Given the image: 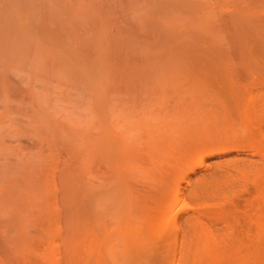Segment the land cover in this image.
Instances as JSON below:
<instances>
[{"label":"bare ground","instance_id":"bare-ground-1","mask_svg":"<svg viewBox=\"0 0 264 264\" xmlns=\"http://www.w3.org/2000/svg\"><path fill=\"white\" fill-rule=\"evenodd\" d=\"M29 1L30 4L37 6L35 0ZM32 1L35 3H31ZM45 1L47 2V0ZM13 2L12 0L11 3L14 4ZM46 2L41 0L39 4L37 3L39 7H37L38 10L36 9L37 12L30 11L34 7L33 5L31 8L30 5L25 4L28 6L25 9V2L20 3L18 7H23L22 12L24 14L21 13L16 17L14 15L13 18L23 21L24 29L20 33H18L19 30L17 31V20L15 21L16 28L14 20L11 19V11L14 10L12 8H17L10 7L8 10L11 16H0V38L5 41V45L3 41L0 43L5 46L3 49L18 50L23 54L26 53L27 57L33 55V57L29 56L32 59L28 58L29 61L34 60L36 62L35 59L40 58L37 61H43V66L45 64V67L42 66L43 70L40 69L41 73L47 66L51 65L48 58L53 59L62 67L61 71L64 74L61 75L59 72L60 74L55 76L56 83L59 81V75L65 76L64 80L68 79L70 83L68 85H71L72 90L70 91L77 92V96L79 94L84 96L82 97L83 101H79V106L83 104L81 112L76 109L79 112V117L82 114L80 119L77 117L78 115H72L76 113L74 108H68L71 109L70 111L65 110V112L71 113L70 116L67 115L69 119L78 120L75 122H78L80 127L85 123L81 129L76 123L75 126L79 131L71 130V132H76L75 135L73 132L70 134V129H68V133V130L65 131L56 126V122L60 120L55 121L50 117V115H54L56 118L58 116L53 113L49 115V111H51L49 108L52 106L47 108L46 100H44L47 98V96L44 97L45 94H43L44 99H42L37 91L39 97L37 100L33 99L35 103L39 100L38 105L34 103L37 106L36 115L39 116L35 115L36 118L41 117L42 123L46 125L52 121L53 124H56L48 125L49 134L47 137L50 135V140L53 141H49L50 146L51 142L54 145V147H47L48 153L54 155L57 152L58 156H62L59 154L62 153L59 150L63 148L66 155L73 156L72 159L70 158L71 161L76 159L80 165L76 163L77 168H71L68 166L67 156H65L63 159L60 157L62 160L59 158L52 162L53 165H49V167L52 166L50 167L52 169L45 172L43 166L47 162L43 163L44 157L37 153L39 149L35 144L37 141H35L34 145L37 148L33 145L35 148H33V152L39 154V156L36 154L38 159L34 164H30L29 170H24L25 173L21 171L22 175L17 174L26 175L24 176L26 178H24V186L21 189L9 188L4 199H0V264H139L137 257H144L145 254L151 256V253L153 255L154 252L158 251L159 246L162 264H264V163H262L264 162V158H262L264 149H261L264 148L262 147L264 144L260 141L264 138L260 139L259 137L260 140H257L258 136H250L254 140L251 142L252 145L257 142L255 148L259 145L258 143L262 145H259L261 148H258L261 149L260 158L262 159L260 161L252 159L253 163L252 161L249 162L251 159L244 161V163L246 162L244 165L246 169L242 170H245L246 175L240 170L243 162L239 168L247 180L249 177L251 178L254 187L251 197L253 198L251 199L252 205H249V207L253 206V210L251 209L249 213L245 214L246 219H244L247 225L245 222L243 228L240 226L239 229L238 223L236 226L232 225L233 221L237 222L235 221L237 219L234 218H230V223L225 224L226 218L229 219L233 212L230 211L232 214L229 216L228 210L225 211L224 208L219 207L224 211L218 209L215 210L216 212L210 213L208 210L209 213H207L212 216L216 213L222 216L223 222L226 220L223 225L227 228L222 227L224 230L220 228V231L218 229L214 231L203 221L204 219L202 220L203 214L199 210L201 208H196L193 210L198 213H191V215H187L186 220L184 219L189 228L184 237L185 228H182L179 222H177L178 224L175 222V218L178 216L175 212L176 206L181 207L185 204L184 194L182 195V191L179 189V181L172 183L171 178H169L170 180L167 179V182L168 180L171 181V185L169 182V184L163 183L166 189L161 182L158 183V185L163 186L159 185L158 188H161L159 190L163 192V188L164 191L166 190V195L168 194L165 208L157 205V211L155 207L153 208L155 212L146 211L144 215L140 216V223L134 225L128 219L130 211L124 205L125 199L121 187L123 183V169L121 168L125 163L121 161L130 158L131 160L129 159L127 162L131 164L132 161L136 166L135 161H139V156L138 153H134L141 143L147 148L178 144V147L187 151L186 147H189L190 150H188L187 155L186 153L183 155V159L186 156H188L186 159H189V163L185 159L187 169L184 165L176 164L179 167L182 166L183 169L178 168V170L182 169L183 173L186 174L187 171L185 172V170L189 168V170H193L191 169L193 166L202 164L204 157L208 154L233 148V146L236 147L238 142L240 144L241 141L246 140L243 137L242 140L241 136H245V131L248 133L258 116V111H255L256 114L253 111L254 116H247L252 113L250 109V113H248L247 108L252 106L254 110L255 107L257 108V105L254 106V104L259 100L252 103V100L258 99L257 97L252 99L249 94L248 97L252 100H247L252 101L253 105L248 102L252 106L249 107L248 104H245L247 108L245 106L243 109V115H246L244 118L245 129L248 128L245 131L240 127L241 123L233 130L235 122L227 113V109L224 108L217 115L211 110L207 112V107L213 99L219 103L222 102L223 96L224 100L235 107L240 101L235 90L237 83L247 80L253 82L256 81L255 76H261V78L264 76V0H72L69 5H66L65 0H54L56 4L49 0L54 5L53 8H49L50 6L46 5L48 4ZM11 3L7 7L11 6ZM8 10L4 8V12ZM1 51L3 50L0 49ZM15 51L12 52L15 53ZM12 52L9 55L13 54L11 57L14 59L23 55L21 53L18 56V53L15 58V54ZM34 56L35 59H33ZM37 56L39 58H36ZM41 56H44V59H41ZM46 58L49 60L48 64L44 63ZM17 61L11 62L20 63ZM35 62L34 65L37 63ZM27 63L32 65L31 62ZM38 65L40 64L37 63L36 70L41 67ZM50 69L52 72L53 68ZM69 69H71L70 72ZM56 70L55 72H57ZM25 72L27 73V70ZM51 72L46 73L52 76ZM21 78L23 77L21 76ZM38 79L40 80L39 77ZM36 80L34 82H38ZM45 81L47 82V80ZM64 83L62 86L65 85ZM50 86L48 85V88ZM56 86L58 87V85ZM62 86L60 85V89L58 88L60 91L64 87ZM11 87L9 89L12 92ZM18 89L14 91L18 92L20 90ZM218 90L220 97L216 95L219 94ZM44 92L46 93L45 90ZM48 94L50 95L49 92ZM61 94L58 93L56 96L62 97L64 95V93ZM17 96L15 98L19 100L21 95ZM27 96L25 95V97ZM257 96H260L259 102L261 104L256 103L259 106H264V94ZM26 99L27 102L31 101V97ZM26 99L23 97L22 101L25 100V103ZM77 99L74 100L75 104ZM70 101L72 102V100ZM59 102L61 100L57 97L54 102L52 101V105L60 112L61 109L64 110L65 108ZM64 102L66 105H70L66 101ZM30 106L31 104L28 110L31 111ZM258 108L256 110H264V108ZM83 109H85V113H82ZM52 110L54 109L52 108ZM27 112L25 111V114ZM61 112L63 113V111ZM30 116L29 118H32ZM250 116L254 117V119L253 117L250 118V121H253L252 123L249 122L251 125L247 122ZM247 117L248 119H246ZM12 118L11 120L15 123L16 121L14 122ZM37 119L36 122H39L40 119H38L39 121ZM65 122L64 124H68ZM74 123L68 125L72 126ZM246 124L250 127L247 126L246 128ZM43 128L45 130L47 127L44 125ZM251 128L249 133L252 132ZM29 129L31 130V128ZM241 132L242 135H240ZM33 133L36 134L35 131ZM257 133L260 134L261 131ZM43 134L44 132L42 136ZM143 134L144 137L141 139L140 136ZM193 136L194 139L196 137L197 142L192 138ZM185 138H192L194 142L188 140L187 146ZM25 140L28 143V145L25 144L27 147L31 142L28 137L24 139V142ZM248 140H246L247 143L252 141L250 138ZM45 141L42 140L43 146L46 145ZM124 141H128V143L125 144ZM134 142H136V149ZM116 144H119V150H117ZM124 144L128 145V147L125 146V149L134 144L132 146L135 149L134 155L129 157L130 153H128L127 159L120 156L121 152V154L117 152L121 150L120 146ZM66 146L70 151L66 150ZM254 147L251 148L254 149ZM29 148L27 147L28 151ZM36 149L38 150L35 151ZM43 149L41 148V150ZM66 151L72 153H66ZM126 151L123 152L125 155L129 150ZM93 153L100 154L101 158L103 156L101 160L107 161L106 166L99 160V156L98 159L96 157L94 160L101 161L105 167L108 166L109 172L107 168L105 171L111 173L106 178L104 176L103 181L100 180L102 176L99 175V179L96 180L97 184L93 180V183L87 179L88 182H86L84 177L87 173L82 174L84 179L80 173L82 172L81 166L87 167L92 162ZM46 154L45 156L48 158L50 155L48 154L47 157ZM31 156H33L32 152ZM35 158L36 156L33 157V159ZM22 159L24 160V158ZM74 161L71 163L75 164ZM14 162L16 163L15 159ZM59 163L62 164L61 168L58 167ZM16 164L14 165L12 162V165L22 167L21 163ZM131 165L133 166V163ZM23 166L26 165L23 164ZM78 166L81 168L80 172L77 170ZM177 166L175 168L169 167L171 169H167L168 172L177 170ZM126 167L130 171L133 169L128 163ZM36 168L39 173H43L36 174L34 172ZM57 168H60V171L63 170L59 177L60 183L57 182ZM7 170H1L0 173ZM124 170H126L125 176L128 175L129 170ZM136 170L135 172H138ZM75 171L80 173L79 177L85 180L84 183H79L77 179H74L78 176ZM11 172L8 170L7 176L13 175ZM106 172H104L105 175ZM93 174L98 177V173L93 172ZM210 175H208L209 177L203 176V174L199 175L191 187L192 196L202 202L208 197L211 191L210 187L212 189L214 187V191L215 188L222 190V187L219 186L223 185V181V183L227 181L225 178H220L223 180L220 182L219 177L215 176V179L213 174V176ZM169 176L171 177V175ZM18 179L17 185L22 182L21 179ZM211 180H217L221 184L219 185L216 181L218 185H215L217 183L214 182V185L211 186ZM57 183L61 185V195H59ZM160 191L157 193L161 196L162 192ZM213 202H215L214 199ZM206 217L212 218L211 216ZM242 220L239 219L238 221L242 222ZM179 224L181 230L184 231L183 233Z\"/></svg>","mask_w":264,"mask_h":264},{"label":"rangeland","instance_id":"rangeland-1","mask_svg":"<svg viewBox=\"0 0 264 264\" xmlns=\"http://www.w3.org/2000/svg\"><path fill=\"white\" fill-rule=\"evenodd\" d=\"M3 1H4V4H3ZM12 1V0H11ZM11 1L10 0H8V1H6V0H0V16H11V19L12 20H14V22L16 21V22H18V24H17V26H18V29H17V31L19 30V32L18 33H20L23 29H24V24H23V21H22V19H13L14 18V15H15V17L16 16H18L19 14H21V13H23L22 12V8H20V7H18V6H20V3H23V2H25L24 3V8L26 9V6L28 5H30L29 7H31L32 8V5L33 4H30V1L29 0H26V1H24V0H13L14 2V4H12L11 3ZM17 1V2H16ZM34 1V0H33ZM31 2V3H35V2ZM36 1V5L37 6H34L33 8H35V9H28V10H30L31 12H35L36 11V9L38 10V4L40 3V1L41 0H35ZM5 2H6V4H5ZM19 2V3H18ZM26 2H28V3H26ZM44 2H46L45 0H44ZM52 2H54V0H52ZM52 2L50 3L49 2V0H47V2L46 3H48V4H46V5H48V6H50L49 8H53L54 7V5L52 4ZM10 3H11V6H9V7H7V5H10ZM38 3V4H37ZM50 3V4H49ZM65 3H66V5H69V4H71L72 3V0H65ZM25 4H27V5H25ZM54 4H56V2H54ZM3 6V8L1 9V7ZM5 6V7H4ZM27 6V7H28ZM40 6V5H39ZM55 6H57V5H55ZM10 7L12 8V7H16L17 9H15V8H12V9H14V10H12L11 11V15L9 14L10 13V11L8 10V9H10ZM38 7V8H37ZM4 8H5V10H8V11H5L4 12ZM7 8V9H6ZM3 10V11H2ZM32 10H34V11H32ZM16 11V12H15ZM6 12H8V13H6ZM24 12H27L26 10H24ZM37 12V11H36ZM5 13V14H4ZM4 14V15H3ZM24 14V13H23ZM20 17V16H19ZM16 22L14 23L15 24V26H16ZM17 26H16V28H17ZM1 41H3V40H1V38H0V42ZM3 44L5 45V41H3ZM3 44H1L0 43V45H2V48H0L1 50H3V51H1L0 52V58H2V59H0V171L1 170H9V172H11V171H13V172H11V174H13V175H15L14 177H13V175H11V176H7V174H8V170L7 171H5V172H7V173H5L4 171V173H0V174H2V175H0V179H1V176H2V179L0 180V199H4V197L8 194V192H9V188H18V189H21L24 185H23V183L25 182V177L24 176H26V175H23V176H21L22 174H21V171H23V173H25L24 172V170H29L28 169V167H30V164H34L35 163V161L38 159L37 157L39 156V154H40V156H43L44 157V160L45 161H43V163H46V164H44V168H45V172H47L48 170H51L52 168H50V167H52V166H50L49 167V165H53V163L52 162H55V160L56 159H59L60 157L63 159L65 156H67L66 158H67V161H68V166H71V168L73 167L74 169H75V167L79 164V162L77 163V161H76V159H73V161H74V163L75 164H73V163H71V162H73V161H71V159L73 158V156L72 157H70L68 154L66 155L65 153H64V151H65V149H63V148H61L59 151L60 152H62V153H59L60 155H62V156H58V154H57V152L55 153V154H57V155H50L49 153H48V149H47V147L48 148H50V147H54V145L52 144V140H50V135H49V137H47V135L49 134L48 132H49V130H48V125H52L53 124V121H52V123H50V124H48V125H46V124H44V123H42V120L43 119H40V118H38V119H40V121L36 118V116H38V115H36V108H37V106L35 105V104H37V102H39V100L35 103V101L34 100H37V98L40 96V98H42V99H44L43 98V94H45L44 95V97H46L47 96V98H49V99H47V98H45L44 100H46V104H47V108H49V106L51 105L52 106V108L55 110H52V108H49V109H51V111H49V115L50 114H55V116H58L57 118L56 117H54V115H50V117H52V120L54 119L55 121L58 119V120H60L58 123L56 122V124L54 123L53 125H56V126H59V129L61 128V129H64L65 131H67L68 129H70V134L73 132V131H76L77 132V130L79 131V129H81V127H83V125L85 124V123H83V125L80 127V124L78 123V122H75V121H78V120H73L72 121V119H69V116H70V114L71 113H69L68 111H70L72 108H74V112H76V113H74V114H72V115H75L76 114V116L78 115V113L79 112H77V111H79L80 110V112H81V106L83 105H80L79 106V101L80 100H82V97H84V96H82V95H78L77 96V92L75 93V91H73V92H71L70 90H72L71 89V85H68V83H69V81H68V79H65L64 80V77L65 76H60L59 75V77H58V79H59V81L56 83V81H55V76L57 77V75L58 74H60L61 73V75H64V74H62L63 72L61 71L62 70V67H60L59 66V64L58 63H56L53 59L51 60L50 58H46L45 59V62L44 63H46V64H48V61H49V63L51 64H49L50 66H47V68L46 69H44V73L42 72L41 73V70L40 69H42L43 70V68H42V62L43 61H37V60H39L40 58L37 56L36 58H39V59H35V56H34V58L33 59H35L36 60V62L38 63V64H40L41 65V67L40 68H37V69H39L40 70V73H39V70H36V65H37V63L33 60V61H29L28 60V58H30L29 56H31V55H28V57H27V55H26V53H24L23 54V52H19L18 50H11V49H8V48H4L3 49V47H5ZM9 51H8V50ZM6 50V51H5ZM12 51H15V53L14 52H12ZM14 53L15 55H14V57L16 58V56H17V54H18V56H20L21 55V53L23 54V55H21L20 56V58L19 57H17L16 59H14V58H12L13 56V54H11V56L9 55L10 53ZM3 53V54H2ZM2 54V55H1ZM9 57H11L10 59H9ZM31 57H33V55L31 56ZM44 56H41V59L43 58ZM7 59V60H6ZM44 59V58H43ZM17 60H19V61H17ZM30 60H32L31 58H30ZM11 61H14V62H20V63H14V62H11ZM24 61V62H23ZM25 62H26V64H25ZM27 62H31L30 64H32V65H29V63H27ZM34 62L36 63L35 65H34ZM11 63V64H10ZM9 64H10V66H9ZM19 64V65H18ZM21 64V65H20ZM28 64V65H27ZM18 65V66H17ZM24 65H25V67H24ZM40 65H38V66H40ZM29 66V67H28ZM30 66H32V67H30ZM35 66V67H34ZM24 67V68H23ZM34 67V68H33ZM43 67H45V64H44V66ZM53 68L52 69V72H51V69L50 68ZM55 67H57L56 69H54ZM25 68H27L26 70H27V73L24 71V69ZM59 68V69H58ZM12 69V70H11ZM32 69V70H31ZM50 69V70H49ZM33 70H35V71H33ZM53 70H54V72H53ZM55 70L58 72H55ZM70 70L71 69H69V72H70ZM17 71V72H16ZM49 71L51 72V74H52V76L51 75H49L48 73H49ZM46 72H48V73H46ZM60 72V73H59ZM37 73H39V74H37ZM24 78H21V76ZM40 74H41V76H42V74H43V76L41 77L40 76ZM45 75V76H44ZM51 77H49V76ZM29 76V77H28ZM40 78V80H41V82H40V80L38 79V77ZM20 77V78H19ZM62 77V78H61ZM256 78V81H251V80H247V81H242V82H238L237 83V86H235V90L237 91V95L239 96V99H240V101H239V104H236L235 105V107H233V104H231L230 102H228V101H226V100H224V96H223V101L222 102H218V101H216V100H212V101H210L211 103L208 105V107H207V112L208 111H212L214 114H220V112H222L223 110H224V108L225 109H227L228 110V112L227 113H229L230 115H231V117L233 118V120H234V122H235V125H234V123H233V128L235 127H238V125H240L239 123H241V128L245 131V130H247L248 128H247V126H249V125H251V123L253 122V121H250V118L251 117H253L254 115H253V113L255 112V111H258L257 113V120H254V123H252V125H253V127L251 128L250 126V128L252 129V132H250L249 133V130H250V128H249V130H248V133L250 134H248L247 133V131H245L244 133H245V136H243L242 135V132H241V134L240 135H242L241 136V139H242V137H243V139H246L247 141H249L248 139L250 138L252 141H250V142H248L249 144H251L250 146H249V144L246 142V140H243V142L241 141L240 142V144H239V142H238V145L236 146V147H234L233 146V148L231 147V148H228V149H225V150H220V151H216V152H213V153H211V154H208L207 156H205L204 157V161H203V163L202 164H199L198 166L197 165H195V167L193 166V168H191V169H193V170H185V172H186V174L185 173H183V168H182V166L184 165V167H185V163L187 162L186 160H188V162L187 163H189V159H186L188 156H186V160L185 159H183L184 157H183V155L186 153V155H187V152H188V150H190L189 149V147H186V143H188V140L190 141L191 140V142H194L193 141V139H194V136L191 138V139H189V138H185V147L188 149L187 151H186V149H184V148H182V147H178V144H172V145H168V146H165L164 147V145L163 146H157V147H152V146H150V148H147V147H145L144 146V144H139V148L137 149V151L135 152L134 150L136 149V142H134L135 143V145H134V148L132 149L131 147L130 148H127L128 147V145H125L126 143H128V141L127 142H125L124 141V147L123 146H120L121 147V150L120 151H117L118 153H120L121 155L120 156H123V158H125V159H127L126 157H127V155H128V153H130L129 154V157L134 153V154H136V153H138V156H139V161H135V164H136V166L134 165V162H132L131 161V164L133 163V166L135 167H133L131 164H129V162H127V161H129V159H127L126 161L125 160H123V161H121L122 163H124V166L121 168L120 166V168L121 169H123L121 172H122V180H123V183H122V185H121V187H122V194L124 195V199H125V206H126V208H127V210L128 211H130L129 212V220L132 222V223H134V225H138L139 223H140V220H141V218H140V216L141 215H144V213L146 212V211H153V212H155L154 210H153V208L155 207V209H156V211L158 210V206L157 205H160V206H163L164 208H165V206H166V200L168 199L167 198V195H166V190L164 191V189H166V186L164 185V184H166V182H167V179H169V178H171L172 179V183L173 182H177V181H179V189H181V191H182V195L184 196L183 197V199H184V205L183 206H181V207H179L178 205L176 206L177 208H176V214L178 215V216H176V223L177 222H179L180 224H181V227L183 228H185L184 230H185V235H184V237L187 235V229H189L188 227H187V222L185 221L186 220V217H188L187 215H191V213L193 214V213H198V212H194L195 210H193V209H198V208H201V209H199L200 211H201V213L203 214V218H202V220L205 222V223H207V225H209V227H211V228H213L212 230H214L215 231V229H218V231H220V228L222 229V230H224L225 229V225H223L224 224V222H225V224H229L230 223V221H231V219L230 218H234V219H237V220H235V221H237V222H234L233 221V223H232V225L234 224L235 226L237 225L236 223H238L239 224V226H237V227H239V229H240V226H242L241 228H243V227H245V217H246V215L245 214H247V213H249L250 211H251V209L253 208V206H250L249 207V205H252V203H251V199H253V198H251L253 195V186H252V183H253V181L251 180V178L247 175V177H249L248 178V180H247V178H246V174L247 173H244V171L242 170V169H244L246 166H244L245 164H246V162L244 163V161H248V159H251L249 162H251L252 161V159H257L258 161H260V159H262V158H264V156H262V158H260V154H262V152L260 153V150L261 149H264V148H261V144L260 143H258L259 145H261V146H257L256 148L254 147L255 145H257L256 143L257 142H255V145H252V143L251 142H253L254 140L252 139L254 136L255 137H257L256 139L258 140L259 139V137H260V139L261 138H264V110H256L258 107H261V108H264V106H259V104H261V102H259L260 101V99H259V97L257 96V95H262V94H264V93H262V92H264V84H262V83H264V76H262V78H261V76H255ZM260 77V78H259ZM11 78V79H10ZM13 78V79H12ZM38 80V82H39V84H38V82H34V80H36V79ZM45 78H47V79H45ZM54 78V79H53ZM61 78V79H60ZM16 79V80H15ZM63 79V80H62ZM254 79V78H253ZM252 79V80H253ZM13 80V81H12ZM24 80V81H23ZM36 80V81H37ZM45 80H47V82L45 81ZM51 80H53V81H51ZM57 80V79H56ZM61 81H63V82H65L64 84L65 85H63L62 86V84H63V82H61ZM258 81V82H257ZM10 82V83H9ZM21 82V83H20ZM257 82V83H256ZM35 83H36V85H35ZM38 84V85H37ZM46 84V85H45ZM70 84V83H69ZM40 85V86H39ZM48 85L50 86V88H48ZM56 85H58V87L56 86ZM60 85L63 87L62 88V90L60 91L59 89H60ZM10 86H12L11 87V89L13 90L12 92L10 91V89H9V87ZM18 86H20V87H18ZM24 86H25V89H24ZM37 86V87H36ZM23 87V88H22ZM39 87V88H38ZM40 87H41V89H40ZM46 87V88H45ZM68 87H70L69 88V91H70V93H69V91H67L68 90ZM16 88V89H15ZM20 90H19V89ZM59 88V89H58ZM19 90L18 92H16V91H14V90ZM40 89V90H39ZM54 89H56L55 91H54ZM64 89V90H63ZM262 89V90H261ZM25 92H24V91ZM44 90L46 91V93L44 92ZM21 91V92H20ZM37 91H38V93H39V96H38V93H37ZM43 91V92H42ZM50 93V95L48 94V92ZM54 92H56V93H54V95H53V93ZM63 91V92H62ZM262 91V92H261ZM14 92V93H13ZM61 92H62V94L64 93V95H62L61 94ZM66 92V93H65ZM261 92V93H260ZM4 93V94H3ZM18 94L19 96L21 95V97H19V96H17L16 94ZM20 93V94H19ZM22 93V94H21ZM37 93V94H36ZM42 93V94H41ZM58 93H60L61 95H62V97H60V95L58 96H56V94H58ZM218 93L219 94H216L218 97H220V92H219V90H218ZM259 93V94H258ZM15 94V96H17V97H19V100L17 99V98H15V96H12V95H14ZM30 94H32V96H29ZM67 94V95H66ZM72 94V95H71ZM74 94H76V95H74ZM249 94H250V97L253 99V97L254 98H258V99H254V100H252V99H250L248 96H249ZM25 95H28L27 97H31V101L29 100V102H27L28 100L26 99L27 97H25ZM42 95V96H41ZM49 95V96H48ZM73 96V97H71L70 98V96ZM34 96V97H33ZM51 96V97H50ZM23 97H24V99H26V102L24 103V101H22V99H23ZM57 97H59L60 98V100H61V102H59V104H62L63 106H64V110H60V112H59V109L57 110V108L54 106L53 107V105H52V101L54 102V100H56L57 99ZM67 97H69V98H67ZM74 97H76V98H74ZM52 98V99H51ZM74 98V99H73ZM77 98H80V99H77ZM18 101H17V100ZM34 99V100H33ZM63 99V100H62ZM68 99H69V101L70 100H72V102L70 101H68ZM75 99H77L76 100V104H77V101H78V104H77V106H79L78 108H77V106H76V104L74 103V100ZM83 99H85V98H83ZM247 99H250V100H252L251 102L252 103H254V101L255 100H259V101H256L257 103H259V104H257L256 102H255V104H254V106H256L257 105V108L255 107V110L254 109H252V103L250 102V100H247ZM52 100V101H51ZM247 100V101H246ZM64 101H66L67 103H69L70 105H66L65 104V102ZM83 101V100H82ZM47 102H49V103H47ZM248 102H250L251 104L249 105V103ZM26 103H27V106H26ZM31 104V108H32V112L30 111V110H28V107H29V105ZM35 103V104H34ZM72 103V104H71ZM25 104V105H24ZM29 104V105H28ZM65 104V105H64ZM252 106V107H250V108H247V106ZM24 105V106H23ZM38 105V104H37ZM36 106V107H35ZM50 106V107H51ZM68 106V107H67ZM73 106V107H72ZM75 106V107H74ZM246 106V108L248 109V111H249V109L250 110H252L251 112L252 113H250V111L248 112V113H250V114H248L247 116H249V115H253V116H250L249 117V120H247V122H248V124L249 125H247L246 124V128L247 129H245V121H244V118H245V116L246 115H243V112H244V107ZM18 107H20V108H18ZM71 107V109H68V108H70ZM30 108V109H31ZM245 108V110L247 111V109ZM254 108V107H253ZM17 109V110H16ZM48 109V110H49ZM68 109V111H66V112H68V113H66L65 112V110H67ZM76 109H77V111H76ZM259 109V108H258ZM243 110V111H242ZM23 111V112H22ZM25 111H28L26 114H25ZM61 111H63V113H64V115H63V113L61 112ZM254 111V112H253ZM30 112V113H29ZM56 112V113H55ZM261 112V113H260ZM82 113H85V109H83L82 110ZM32 114V116H30ZM246 114V113H245ZM254 114H256V112L254 113ZM24 115V116H23ZM28 115V116H27ZM36 115V116H35ZM67 115H69V116H67ZM29 116L30 117H32V118H29ZM244 116V117H243ZM13 117V118H12ZM29 119H28V118ZM39 117V116H38ZM49 116H48V118H50ZM60 117V118H59ZM73 117V116H72ZM75 117V116H74ZM79 119H80V117H82V114H81V116L79 117V115L77 116ZM11 118L14 120V122L15 123H13V121L11 120ZM24 118V119H23ZM27 120H26V119ZM34 118H36L37 119V121H39V122H36V119H34ZM56 118V119H55ZM246 119H248V117L246 118ZM252 119V118H251ZM253 119H254V117H253ZM10 120V125H9V123H8V121ZM33 120H35V121H33ZM66 122H65V121ZM70 120H71V122H70ZM22 121V122H21ZM29 121V122H28ZM242 121H244L243 123H242ZM256 121V122H255ZM31 122V123H30ZM36 123V124H34V123ZM64 122L65 123H67L68 122V124H71V123H74V124H72V126L71 125H68V124H64ZM249 122H251V123H249ZM20 124V125H17V124ZM46 123V122H45ZM61 123V124H60ZM76 123L78 124V128L79 129H77V127L75 126L76 125ZM30 124V125H29ZM40 124H42L41 126H40ZM242 124H243V126H242ZM46 126L47 128L44 130V128H43V126ZM15 126V127H14ZM34 126V127H33ZM37 126V127H36ZM69 126V127H68ZM41 127V128H40ZM72 127H73V129H72ZM231 127V126H230ZM29 128H31V130L29 129ZM75 128H76V130H75ZM232 128V127H231ZM235 128L233 129V130H235ZM33 129H35V130H33ZM41 131H40V130ZM254 129V130H253ZM38 132H37V131ZM71 130H73L72 132H71ZM23 131V132H22ZM36 132V134H39V135H36V134H34L33 132ZM236 131H238V130H236ZM242 131V130H241ZM260 131H261V133H260ZM31 132V133H30ZM44 132V134H43V136H42V133ZM68 133H69V130L67 131ZM76 132H73L74 133V135L76 134ZM257 132H259L260 134H258ZM20 133V134H19ZM240 133V132H239ZM238 133V134H239ZM257 133V134H256ZM23 134V135H22ZM24 134H25V136H24ZM41 134V135H40ZM237 134V135H238ZM246 134H248L247 136H249V137H247L246 136ZM255 134V135H254ZM31 135V136H30ZM46 137H45V136ZM253 136V137H250V136ZM20 139H19V138ZM28 137V140L31 142V143H29V146H27L28 148L30 147L31 148V152H32V155L33 156H31L30 157V154H31V152H30V148H29V151H28V149H27V147H25L26 145H28V143H27V140H25V142H24V139H26V138ZM44 137V138H43ZM144 137V134L143 135H141L140 136V138L142 139ZM23 138V139H22ZM49 138V139H48ZM13 139H15V140H13ZM18 139V141H16ZM22 139V140H21ZM33 141H32V140ZM45 139H47L46 141H45ZM255 139V138H254ZM255 139V140H256ZM259 139V140H260ZM19 140H21V141H19ZM42 140L43 141H45L46 143V145H44L43 146V144H44V142L42 143ZM194 140H196V137H195V139ZM256 140V141H257ZM262 140H264V139H261L260 141L262 142V144H264V141H262ZM24 143H23V142ZM35 141H37L36 143H35ZM49 141H52L51 142V146H50V143H49ZM140 141V140H139ZM240 141V140H239ZM245 141V142H244ZM15 142V143H14ZM16 142H18L17 144H16ZM20 142H22V143H20ZM33 142V143H32ZM39 142H41L40 144H39ZM120 142V141H119ZM118 142V143H119ZM196 142H197V140H196ZM34 143L35 144H37V147H38V149H36L35 151H37V153H39V154H37L36 152H33L34 150H33V148H34V146L36 147V145H34ZM49 143V144H48ZM20 144V145H19ZM26 144V145H25ZM32 146H31V145ZM22 145V146H21ZM34 145V146H33ZM40 145H41V147H40ZM49 145V146H48ZM117 145V150H119L120 148H119V144H116ZM122 145V144H121ZM189 145H191L190 143H189ZM192 145H194L193 143H192ZM244 145V146H243ZM22 147L21 149H22V152H21V149H20V147ZM46 146V147H45ZM125 146H127L126 147V149H125ZM183 147H184V145H182ZM188 146V145H187ZM19 147V148H18ZM25 147V148H24ZM36 147V148H37ZM40 147V148H39ZM43 147H44V149H43ZM67 147V146H66ZM122 147H123V150H122ZM251 147H254V149H252ZM261 148L260 150L258 149V148ZM262 147H264V146H262ZM41 148L43 149V150H41ZM68 148V147H67ZM66 148V150L67 151H70L69 150V148L67 149ZM191 148H193L192 146H191ZM27 151H26V150ZM35 149V148H34ZM46 149V150H45ZM63 149V150H62ZM129 151H128V150ZM128 152H127V151ZM133 150V151H132ZM186 152H185V151ZM256 150H259V151H256ZM43 151H44V153H43ZM58 151V152H59ZM66 151V153H72V152H67ZM99 151H101V150H99ZM127 152L126 153V155H125V153H123V152ZM23 152H24V154L26 155V157H25V155L23 154ZM47 154H46V153ZM132 152V153H131ZM53 153V152H52ZM27 154H28V157H27ZM38 156H37V155ZM45 154L47 155V157L49 158H46V156H45ZM49 154V155H48ZM133 154V155H134ZM22 155V156H21ZM93 155H94V157H93ZM93 155L91 156V158H93V160H91L92 162L89 164V165H87V167H89L88 169H86L87 167H84V166H81L82 167V172H80L81 170V168L78 166V169L77 170H79V172L81 173V176H82V178L84 177V175L86 174V176H88L87 178H86V176L84 177L85 178V180L87 179V180H89V182L91 183H93V181H95L94 183H98V182H96V180H98L99 179V177L100 176H102V178H100V180H104L105 178H106V176H110L111 175V173L109 174V173H107L106 171H105V169L107 168V171H108V166L107 167H105L106 166V164H108L107 163V161L106 160H101L102 158H103V156H102V158L100 157L101 155L100 154H97V153H93ZM132 155V156H133ZM17 156V157H16ZM36 156V158L35 159H33V157H35ZM58 158H57V157ZM98 156H99V160H101L104 164H105V166H104V164H102V162L101 161H95L94 160V158L96 159V157H97V159H98ZM131 156V157H132ZM24 158V160L22 159V158ZM19 160H18V159ZM60 158V160H62ZM71 158V159H70ZM14 159H15V161H16V163L17 164H20L21 163V165H22V167H20V165H17L15 162H14ZM48 159V160H47ZM131 160V159H130ZM256 160V161H257ZM5 163H4V162ZM20 161V162H19ZM22 161H23V164L24 165H26V166H23V164H22ZM255 161V160H254ZM255 161V162H256ZM262 161V160H261ZM12 162L14 163V165L16 164L17 166H14V165H12ZM30 162V163H29ZM38 162V161H37ZM96 162V163H95ZM190 162H192V161H190ZM242 162H243V165H241V168H240V164H242ZM254 162V163H255ZM29 163V164H28ZM50 163H52V164H50ZM76 163H77V165H76ZM95 163V164H94ZM127 163H128V165L129 166H131L133 169V171L131 172L130 170H129V168H127L126 167V165H127ZM140 163V164H139ZM193 163V162H192ZM192 163H190V164H192ZM252 163H253V161H252ZM257 164H260V163H258V162H256ZM255 163V164H256ZM262 163H264V162H262ZM7 164H9V165H7ZM60 165L58 166V167H60L61 168V163H59ZM72 164V165H71ZM119 164H121V163H119ZM138 164H139V166H138ZM176 164H180V165H182V166H177ZM249 164V163H248ZM36 165H37V163H36ZM48 165V166H47ZM64 165V164H63ZM76 165V166H75ZM80 165V164H79ZM123 165V164H122ZM4 166V167H3ZM47 166V167H46ZM86 166V165H85ZM93 166V167H92ZM172 166H174V167H172ZM175 166H177L176 168H177V170H175L174 169V171L173 172H168L171 168H175ZM244 166V167H243ZM19 167V168H18ZM24 167V168H23ZM26 167V168H25ZM50 169H49V168ZM169 167H171V168H169ZM189 167V166H188ZM192 167V166H191ZM4 168V169H3ZM22 168H23V170H22ZM48 168V169H47ZM60 168H57V171H59V172H57L56 171V173L58 174H56L58 177H57V182L58 183H60V175H61V173L63 172V170L61 169V171H60ZM70 168V169H71ZM77 168V167H76ZM92 168H93V171H92ZM150 168V169H149ZM178 168H182V169H180V171L178 170ZM186 168V167H185ZM184 168V169H185ZM236 168V169H235ZM239 168H240V170L241 171H243V174H245V175H243L242 174V172L239 170ZM84 169V170H83ZM86 169V170H85ZM124 169H127V170H129V173H127L128 175H126L125 176V172H126V170H124ZM135 169H137L138 170V172H135ZM167 169H169V170H167ZM187 169V168H186ZM246 169V168H245ZM11 170V171H10ZM136 170V171H137ZM150 170H152V171H150ZM165 170H167V171H165ZM73 171V170H72ZM2 172V171H1ZM34 172L36 173V174H38L39 173V171H38V169L36 168V169H34ZM75 172H77V171H75ZM75 172H74V174H75ZM79 172H77V174H78V176L75 174V176H77V178L75 177L74 179H77V181H79V183L80 182H83L84 183V181L85 180H83V179H81V177H79L80 176V173ZM93 172H96V173H98L97 174V176L98 177H95L96 176V174H93ZM104 172H106L107 174L105 175V173ZM109 172V171H108ZM131 172V173H130ZM135 172V173H134ZM237 172H238V174H237ZM241 172V173H240ZM15 173V174H14ZM43 172H41V173H39V174H42ZM73 173V172H72ZM104 173V174H103ZM149 173V174H148ZM10 174V173H9ZM17 174H21V175H17ZM73 174V175H74ZM82 174H84V175H82ZM203 174V176H207V177H209L208 175L209 174H211L210 176H213L214 175V178L216 179V177L215 176H217V178L219 177V181L221 180V181H223L222 179L223 178H225V181L227 182H225V183H223L222 182V184L223 185H221V186H219V187H222V190H221V188H215V191H214V187H213V189L210 187V189H211V191H212V193L210 194V192H209V195H208V197L207 198H209V199H207V198H205V200H203V202L201 201V200H198V199H196L195 197H193L192 195L193 194H191L192 192H191V190H192V188L191 187H193L192 186V184L193 183H195V180H196V177H198L199 175H202ZM213 174V175H212ZM217 174V175H216ZM240 174V175H239ZM100 175V176H99ZM169 175H171V177L169 176ZM222 177H221V176ZM225 175V176H224ZM239 175V176H238ZM105 176V178H103ZM125 176V177H124ZM167 176H169V177H167ZM245 178H244V177ZM21 177H23L22 179H21ZM128 177V179H126ZM183 177V178H182ZM7 180H6V179ZM9 178V179H8ZM21 179L20 181H22L21 182V184L19 183L18 185H17V179ZM25 178V179H24ZM214 178H212V179H214ZM220 178H222V179H220ZM18 179V180H19ZM95 179V180H94ZM125 179H126V181H125ZM6 180V181H5ZM81 180V181H80ZM83 180V181H82ZM86 180V182H88ZM93 180V181H92ZM102 180V181H103ZM161 180V181H160ZM164 180H166L165 182H164ZM170 180V179H169ZM169 180H168V182H169ZM8 181V182H7ZM20 181H18V182H20ZM76 181V180H75ZM212 181V180H211ZM210 181V183H211V186H213L214 185V182L215 183H219V185L221 184L219 181H217V180H215V181H212L211 182ZM217 181V182H216ZM124 182H125V184H124ZM161 182V184L162 185H164L165 186V188L163 189L162 188V190H163V192L162 191H160L159 189H161V188H158V186L159 185H161V184H159L158 185V183H160ZM167 182V183H168ZM171 182V181H170ZM169 182V183H170ZM5 183H7L6 185H5ZM9 183V184H8ZM57 183V185H59V195H61V185L60 184H58ZM164 183V184H163ZM168 183V184H169ZM218 183L217 184H215V185H218ZM157 185V186H156ZM161 185V187H163ZM169 185H171V183L169 184ZM160 187V186H159ZM215 187H217V186H215ZM156 189V190H155ZM217 189V190H216ZM154 190L156 191L155 193H154ZM190 190V191H189ZM157 191H160V192H162V195L160 196V194H158L157 193ZM217 191V192H216ZM159 192V193H160ZM191 192V193H190ZM222 192V193H221ZM218 193V194H217ZM153 195H154V197H153ZM155 195H157V196H155ZM159 195V196H158ZM213 195V196H212ZM226 196V197H225ZM157 197V198H156ZM224 197V198H223ZM154 198H156V200H154ZM196 199V200H195ZM207 199V200H206ZM213 199H214V201L215 202H213ZM210 200V201H209ZM195 201V202H194ZM230 201V202H229ZM200 202V203H199ZM208 202V203H207ZM213 202V203H212ZM253 202V201H252ZM204 203V204H203ZM224 204V205H222V204ZM219 204H221V205H219ZM229 204V205H228ZM232 206H231V205ZM214 205H216V206H214ZM200 206V207H199ZM212 206V207H211ZM225 206H227V207H225ZM232 207V209H231V207ZM219 207H222V208H224L225 209V211H227L228 210V212L227 213H229V216L232 214L231 212H233V214L229 217L228 215V217H229V219H227L226 218V220L223 222V218L221 219V217L222 216H220V215H218L217 213H216V215H214V216H212V215H209L208 213H209V211H210V213H212V212H216L218 209L219 210H221L222 208H219ZM178 208H179V210H178ZM212 209V210H211ZM178 210V211H177ZM207 210V211H206ZM209 210V211H208ZM216 210V211H215ZM223 210V209H222ZM221 210V211H222ZM253 210V209H252ZM197 211V210H196ZM203 211H206L205 213L203 212ZM224 211V210H223ZM231 211V212H230ZM208 212V213H207ZM126 213V212H125ZM237 213V214H236ZM206 214H208V215H206ZM238 215L237 216V218H235L236 217V215ZM217 215H218V219H217ZM184 216V217H183ZM206 216H211L212 218L210 219L209 217H206ZM220 216V217H219ZM200 217H201V214H200ZM240 217V218H239ZM207 218V219H206ZM217 220H216V219ZM245 218V219H244ZM185 219V220H184ZM210 219V220H209ZM219 219H221L220 221H219ZM240 219V221L242 220V222H239L238 220ZM185 221V223H184V221ZM229 220V221H228ZM183 221V222H182ZM229 222V223H228ZM243 223V224H242ZM178 224V223H177ZM180 224H179V228H180ZM187 224V225H186ZM244 225V226H243ZM246 225H247V222H246ZM186 226V227H185ZM214 226V227H213ZM234 226V227H235ZM224 229H223V228ZM233 227V228H234ZM236 227V228H237ZM182 228H180V230L182 229ZM227 228V227H226ZM235 228V229H236ZM182 231V233L184 232L183 230H181ZM217 231V230H216ZM183 237V238H184ZM183 241L185 242V238L183 239ZM160 250H161V248H160V246H159V249H158V251L157 252H154V250H152L151 249V251H153L154 253H153V255H152V253H151V256H149V254H145V253H143V254H145V256L144 257H137V260L139 261V264H162L163 262H162V257H161V253H160ZM147 251V250H146ZM171 258H172V256H171Z\"/></svg>","mask_w":264,"mask_h":264}]
</instances>
